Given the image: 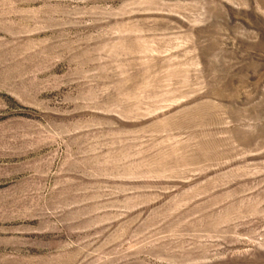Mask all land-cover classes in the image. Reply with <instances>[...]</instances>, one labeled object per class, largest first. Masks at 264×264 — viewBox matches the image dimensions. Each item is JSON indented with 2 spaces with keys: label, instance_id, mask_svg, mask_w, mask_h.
Instances as JSON below:
<instances>
[{
  "label": "rangeland",
  "instance_id": "374dc122",
  "mask_svg": "<svg viewBox=\"0 0 264 264\" xmlns=\"http://www.w3.org/2000/svg\"><path fill=\"white\" fill-rule=\"evenodd\" d=\"M0 264H264V0H0Z\"/></svg>",
  "mask_w": 264,
  "mask_h": 264
}]
</instances>
